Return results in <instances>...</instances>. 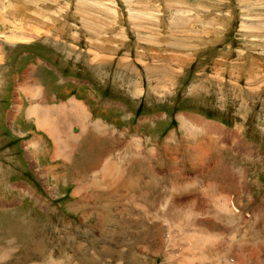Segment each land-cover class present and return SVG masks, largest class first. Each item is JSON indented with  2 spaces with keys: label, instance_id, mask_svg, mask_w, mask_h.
Masks as SVG:
<instances>
[{
  "label": "rangeland",
  "instance_id": "1",
  "mask_svg": "<svg viewBox=\"0 0 264 264\" xmlns=\"http://www.w3.org/2000/svg\"><path fill=\"white\" fill-rule=\"evenodd\" d=\"M77 76L101 88L97 127L77 116L73 162L47 171L17 104L90 99ZM263 202L264 0H0V264H264V227L239 216Z\"/></svg>",
  "mask_w": 264,
  "mask_h": 264
},
{
  "label": "crops",
  "instance_id": "2",
  "mask_svg": "<svg viewBox=\"0 0 264 264\" xmlns=\"http://www.w3.org/2000/svg\"><path fill=\"white\" fill-rule=\"evenodd\" d=\"M36 64L38 65V67L42 71V72L41 71L40 72L43 73V75H44L45 74L44 67L41 68V66H40L38 61H37ZM31 69H34V67L33 68H28L27 73H29V76L27 78H25V87H27V88H33L32 85L34 84V81H35V78H36V74H37V70L36 69H35V71H31ZM172 77H174V76H172ZM97 85H99V83H97ZM34 86H36V85L34 84ZM59 87L60 86L56 85L55 89L59 90L58 89ZM55 89H52V90H55ZM86 95H88V94H86ZM50 96H51V94H50ZM52 96H53V94H52ZM49 97L46 96V102L41 97L40 98H31V97L27 98L25 101L29 102L30 105L28 106L26 111L24 110V107H23V105H24L23 104V100H21L22 106L21 105L17 106L19 111H18V113L15 115V117L13 119V127H14L15 131H18V136H20V137L27 136V134L30 133V131H29L30 130L29 129L30 125L34 124L38 131L43 132L44 134H46L50 138V140H51L50 142H51V145H52L51 149L49 147H47L45 149V152H42V154H44V155H42V154L39 155L37 151H35L33 153V160L37 161L39 163V165L41 166V168H42V166L44 168L46 167L47 171H51L52 170L50 165L60 166V163H63V162H66L67 164H71V162H73L74 156H72L71 154L74 153L73 144L78 145V143L75 141L76 140L75 137L77 135L76 134V130L78 129V126H79L78 123L76 122V118L79 115V112H74L73 111V110H76L75 109V105H77V107L79 108V111H81V112L83 111L84 112V110H85V112L88 114L87 119L81 120V121H83V123H80V126L83 129H85V130H90L91 126L93 125V122H92V118L93 117L92 116H93L94 102L98 103L99 100H100L99 97L96 98L93 95V93L91 92L90 99L83 98V99H81V102L76 101V100L73 99L76 103H71L72 99H70L69 100L70 104L69 103H68L69 105L67 104L68 108H66V110H64L63 108L66 105H59L58 102H56V103L51 102ZM45 108H47V109L51 108L52 109L51 112L54 113L55 115L59 116V117L56 116V118L58 117V119H59L61 117L62 120L66 119V121H68V126H69V128L72 129L71 130L72 131V133H71L72 134V136H71L72 138L71 139H65L62 136L58 135L57 133H53V132L51 133L47 129L40 128L38 121H40L42 116L46 114ZM33 109H36V110L40 109V111H42V112H40L41 114L40 113L37 114V118L35 116H31V117L29 116V113L31 111H33ZM60 110L62 112H59ZM22 114H24V116H23L24 119H22ZM17 121L19 122V124L15 125V123ZM79 131H80V128H79ZM87 133L88 132H86L85 134H87ZM48 137H46V138L48 139ZM94 137L97 138L98 134L96 133L95 136H94L93 134L89 133V136H87L86 138H87V141H88V140H90L91 138H94ZM32 139L33 140H31V142L35 143V145H39V146L45 147V143L42 140V139H44L43 136L40 137L37 133H34L32 135ZM62 141H68L69 142V144H68L69 147L67 148V150L65 149L64 152H62L61 150L66 148V147H64V148L61 147V142ZM21 143H22V141H21ZM19 146H20V144H19ZM48 146H49V144H48ZM70 146H71V148H70ZM67 151L68 152L70 151L69 152L70 154ZM46 159L49 160L50 164H47V165L41 164V162L43 160H46ZM47 175H48V179L47 180H52L55 184H59V183H61L62 185H70V184L71 185H78V184H82L80 181H67L63 177H58V176L53 175L52 172H47ZM63 176H66V173L63 174ZM86 184H87V181H86ZM11 185H13V184H11Z\"/></svg>",
  "mask_w": 264,
  "mask_h": 264
},
{
  "label": "bare ground",
  "instance_id": "3",
  "mask_svg": "<svg viewBox=\"0 0 264 264\" xmlns=\"http://www.w3.org/2000/svg\"><path fill=\"white\" fill-rule=\"evenodd\" d=\"M39 89V88H38ZM32 94H33V96H34V98H39V96H40V92L39 91H37V90H34V91H32ZM20 101V100H19ZM20 103V102H19ZM71 103H76L74 100H72L71 101ZM79 104V103H78ZM18 105H20V104H17V106ZM40 106V105H39ZM74 107V106H73ZM43 109V108H42ZM60 109V108H59ZM58 109V110H59ZM75 109L76 110H73L74 112H79V115L78 116H80L81 118H83V119H86L87 117H88V114L85 112V110H84V112L82 111H79V108L77 107V105H75ZM62 110V109H61ZM59 111V112H62V111ZM52 111V109L51 108H49V109H47V108H45V112H46V114L45 115H43L42 116V118H41V120L40 121H38V123H39V126H40V128H42V129H47L49 132H53V133H57L58 135H60V136H62L63 138H65V139H71L72 137V134H71V132H70V129L71 128H69V126H68V121H66V119L65 120H62V118L60 119H58V115H55L54 113H52L51 112ZM40 112H42V111H40V109L39 110H36V109H33V111H31L30 113H29V116L31 117V116H35L36 118H37V114H39ZM49 112V113H48ZM44 113V112H43ZM41 114V113H40ZM55 116V117H54ZM56 116H58L57 118H56ZM76 116V115H75ZM40 117V116H39ZM77 120V119H76ZM78 121V120H77ZM196 125L197 126H201V127H203L204 128V134L205 135H207V136H210L211 137V135H213V134H219L220 133V131H223L225 134H226V136H227V139L228 140H231V139H237V134L235 133V132H229V131H227V130H225V129H221V128H218V129H214L213 128V126L212 125H207V124H205V123H203V122H201V121H196ZM207 125V126H206ZM80 129H82V128H80ZM63 132H64V134H65V132H66V135H64L63 134ZM75 134V133H74ZM77 134V133H76ZM215 136V135H214ZM76 138V137H75ZM75 140V139H74ZM75 141H77V140H75ZM74 141V142H75ZM57 144V143H56ZM69 142L68 141H62L61 142V147L62 148H64V147H66V148H64V149H62L61 151L62 152H64L65 151V149L67 150V148L69 147ZM58 145V144H57ZM70 148H71V146H70ZM69 148V149H70ZM71 151V150H70ZM69 151V152H70ZM68 152V151H67ZM68 152V153H69ZM70 154V153H69ZM68 157V156H67ZM110 166V165H109ZM112 168H114V167H112ZM108 170V169H107ZM105 172V171H104ZM116 172V171H115ZM122 172V171H121ZM108 173V172H107ZM110 173V172H109ZM119 173V172H118ZM119 176V175H118ZM124 178V177H123ZM120 180H121V176H120ZM96 181V180H95ZM106 189V188H105ZM109 189V188H108ZM107 191V190H106ZM116 193V192H115ZM114 193V194H115ZM188 215V214H187ZM187 218V217H186ZM186 224V223H185ZM191 224V223H190ZM192 227V226H191ZM190 230V229H189ZM185 231V230H184ZM203 233V232H202ZM214 233V232H213ZM222 236V235H221ZM190 237V236H189ZM217 237V236H216ZM188 238V237H187ZM192 238V237H191ZM211 238V237H210ZM194 240V239H193ZM191 241L190 243L191 244H193L192 242H196V244L195 245H201V244H205V243H207L208 244V242H210V241H207V242H205V243H202V240L201 239H195L196 241ZM219 242V241H218ZM211 243V242H210ZM194 245V246H195ZM206 245V244H205ZM196 246V247H197ZM208 246H210V245H208ZM188 247V246H187ZM194 248V247H193ZM198 248V247H197ZM199 248H201L200 246H199ZM209 248V247H208ZM210 248H211V246H210ZM213 248V247H212ZM214 249V248H213ZM191 250H192V248H191ZM205 250V249H204ZM215 251V250H214ZM187 252H188V250H187ZM203 252V251H202ZM208 252V251H207ZM200 255V254H199ZM208 255H209V253H208ZM217 255V254H216ZM194 256V255H193ZM202 256V255H201ZM199 258H200V256H198ZM202 257H204V256H202ZM212 257V256H211ZM194 258V257H193ZM206 258V257H205ZM205 258H203V259H205ZM210 258V257H209ZM201 259V258H200ZM207 259V258H206ZM217 259H219V258H217ZM197 260V259H196Z\"/></svg>",
  "mask_w": 264,
  "mask_h": 264
}]
</instances>
